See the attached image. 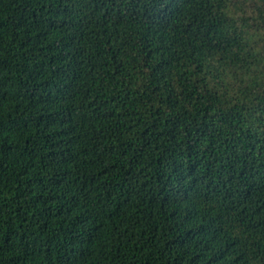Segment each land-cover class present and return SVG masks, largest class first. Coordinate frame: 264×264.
Masks as SVG:
<instances>
[{
  "label": "trees",
  "instance_id": "obj_1",
  "mask_svg": "<svg viewBox=\"0 0 264 264\" xmlns=\"http://www.w3.org/2000/svg\"><path fill=\"white\" fill-rule=\"evenodd\" d=\"M0 264H264V0H0Z\"/></svg>",
  "mask_w": 264,
  "mask_h": 264
}]
</instances>
